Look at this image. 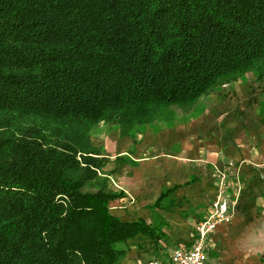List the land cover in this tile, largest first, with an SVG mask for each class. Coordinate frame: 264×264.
<instances>
[{
	"label": "trees",
	"instance_id": "trees-1",
	"mask_svg": "<svg viewBox=\"0 0 264 264\" xmlns=\"http://www.w3.org/2000/svg\"><path fill=\"white\" fill-rule=\"evenodd\" d=\"M264 80V0H0V264H118L100 122L132 134Z\"/></svg>",
	"mask_w": 264,
	"mask_h": 264
},
{
	"label": "crops",
	"instance_id": "crops-1",
	"mask_svg": "<svg viewBox=\"0 0 264 264\" xmlns=\"http://www.w3.org/2000/svg\"><path fill=\"white\" fill-rule=\"evenodd\" d=\"M91 135L107 159L100 171L107 190L121 194L111 212L126 221L142 218L163 234L128 238L118 264L166 260L175 248L189 247L223 174L231 212L211 237L208 262L248 264L254 252L241 241L257 238L264 222V80L222 84L130 135L108 122Z\"/></svg>",
	"mask_w": 264,
	"mask_h": 264
},
{
	"label": "built area",
	"instance_id": "built-area-1",
	"mask_svg": "<svg viewBox=\"0 0 264 264\" xmlns=\"http://www.w3.org/2000/svg\"><path fill=\"white\" fill-rule=\"evenodd\" d=\"M227 174L220 175L219 194L210 205V212L195 225L192 244L175 248L168 259H152L149 264H209L208 248L211 237L220 222L227 220L231 212V195L226 191Z\"/></svg>",
	"mask_w": 264,
	"mask_h": 264
},
{
	"label": "rangeland",
	"instance_id": "rangeland-1",
	"mask_svg": "<svg viewBox=\"0 0 264 264\" xmlns=\"http://www.w3.org/2000/svg\"><path fill=\"white\" fill-rule=\"evenodd\" d=\"M247 79L254 80V75L250 74ZM256 228L258 229L257 238H249L241 241L242 248H249L252 252H254L253 255L246 256V262H248V264H264V222L262 221ZM211 258H215V254H211Z\"/></svg>",
	"mask_w": 264,
	"mask_h": 264
}]
</instances>
